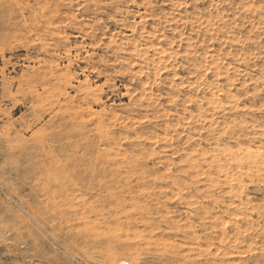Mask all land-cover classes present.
Returning <instances> with one entry per match:
<instances>
[{
	"label": "clouds",
	"instance_id": "1",
	"mask_svg": "<svg viewBox=\"0 0 264 264\" xmlns=\"http://www.w3.org/2000/svg\"><path fill=\"white\" fill-rule=\"evenodd\" d=\"M0 264H264V0H0Z\"/></svg>",
	"mask_w": 264,
	"mask_h": 264
}]
</instances>
